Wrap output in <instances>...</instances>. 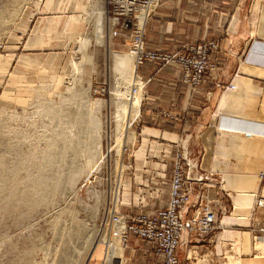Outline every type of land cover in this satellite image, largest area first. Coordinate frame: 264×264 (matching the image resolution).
I'll return each mask as SVG.
<instances>
[{"label":"rangeland","instance_id":"obj_1","mask_svg":"<svg viewBox=\"0 0 264 264\" xmlns=\"http://www.w3.org/2000/svg\"><path fill=\"white\" fill-rule=\"evenodd\" d=\"M96 1L108 2L109 12V0ZM96 1L0 0V159L5 158V165L0 167V264H89L94 253H104L103 263L107 244L96 243L103 234L112 237L119 259L124 236L123 230H117L119 224H111L113 212L133 217L148 209L146 205H134L133 191L125 190L134 178L129 164L132 159L128 155L136 141L142 102L139 105V99H133L130 94L133 77L126 79L129 87L125 89L115 79V73L111 74L110 53L126 54L132 59L129 58L131 64L136 68L139 65L130 53L127 31L113 29L106 47L98 44L92 33L99 13ZM107 23L110 24L109 20L105 23L108 30ZM123 34L122 39L125 37L129 45L126 50H118L113 41ZM83 36L89 39L80 50ZM77 58L79 65H84H81L83 71L72 69V61L78 63ZM70 80H74V84ZM67 84L74 86L73 89L69 90ZM74 88L87 100L98 102L103 122L99 148L90 138L84 137L83 130L91 129V114L87 102L74 99ZM124 90L126 95L118 93ZM35 102L62 106L67 118L60 122H66L67 131L79 129L82 132L78 135L81 141L71 143L70 164L62 177L59 176L63 181L58 182L55 167L49 166L45 170L49 182L44 187H36L30 180L27 182V175L30 177L27 167L20 166V156L13 150L14 145L22 152L29 151L32 146H45L48 139H52L53 127H58L59 120L41 115L44 105L39 110ZM120 104L135 106L132 107L134 112H127L126 108L124 117L130 121L124 132L116 131L114 121L113 112ZM49 121L52 123L46 126ZM132 132L134 137L127 140L125 137ZM87 142L89 150L85 148ZM237 175L241 174L230 175L235 186L242 183ZM8 177L12 178L9 184L13 187L6 190L3 185ZM249 179L256 186L255 192L248 197L243 195L247 200L242 205L235 201L232 214L236 220L227 222L236 230V254L226 253L228 264H264V245H261L264 204H259L264 201V181L260 183L257 174L249 175ZM222 259L225 261V256Z\"/></svg>","mask_w":264,"mask_h":264},{"label":"crops","instance_id":"obj_2","mask_svg":"<svg viewBox=\"0 0 264 264\" xmlns=\"http://www.w3.org/2000/svg\"><path fill=\"white\" fill-rule=\"evenodd\" d=\"M123 36L113 41L118 50L129 45ZM203 41L219 43L210 56L217 67L195 88L184 82L176 64L146 61L136 68L145 81V100L128 155L134 178L125 190L133 191L134 205L148 206L144 213L165 208L174 160L184 151L191 176L204 178L193 184L184 219L207 206L220 226L202 238L186 231L177 250L179 264H228L226 253L236 254V230L227 223L236 220L232 209L255 192L249 175L264 172V0H162L146 27L149 50L177 53ZM235 174H241L238 187L230 176ZM103 257L94 253L89 264H102ZM118 260L162 263L155 245L133 233L125 236Z\"/></svg>","mask_w":264,"mask_h":264},{"label":"built area","instance_id":"obj_3","mask_svg":"<svg viewBox=\"0 0 264 264\" xmlns=\"http://www.w3.org/2000/svg\"><path fill=\"white\" fill-rule=\"evenodd\" d=\"M161 2L162 0H109V23L113 24L112 29L129 33L130 53L137 65L146 61L176 64L182 70L184 82L195 88L202 83L208 71L217 67L210 56L219 49V43L203 41L189 45L177 53L148 50L145 44L146 27ZM144 89L145 81L136 73L130 94L133 99H139V105L145 100ZM190 169L186 153L179 151L174 160L169 201L165 208L151 213L141 212L133 217H125L116 211L112 214L111 224H124L123 241L128 233H133L152 242L156 255L162 258L161 264H179L177 250L186 231L202 238L217 228V214L207 206L203 210L199 207L198 214L191 219H184L183 210L190 202L193 184L204 181L203 177H192ZM259 178L264 181V172L259 174ZM105 257L102 264H107V252Z\"/></svg>","mask_w":264,"mask_h":264},{"label":"bare ground","instance_id":"obj_4","mask_svg":"<svg viewBox=\"0 0 264 264\" xmlns=\"http://www.w3.org/2000/svg\"><path fill=\"white\" fill-rule=\"evenodd\" d=\"M107 3L108 2H106L105 3V1H103L102 3H100V4H98V8H99V13H98V16H96L97 17V19H96V23H95V26L93 27L94 28V32H92V33H95V37H96V40L99 42L98 44H101V46H105L106 47V45H107V40H108V38L110 39L111 37H112V35H113V29H112V26L111 25H113L112 23H110V24H108L107 23V27H108V30H107V28H106V26H105V23L106 22H108V9H107ZM1 6V5H0ZM2 7V6H1ZM97 8V7H96ZM94 9V8H93ZM98 10V9H97ZM93 12H94V10H93ZM92 12V13H93ZM96 12V11H95ZM93 15V14H92ZM95 15V14H94ZM94 21V20H93ZM93 23V22H92ZM104 31H105V33H104ZM89 36H90V34H89ZM89 36H86V37H83L82 39H80V41H81V45H79L80 46V50H81V48L83 47V46H86L87 45V40L89 39ZM105 36V37H104ZM105 41V42H104ZM111 41V40H110ZM78 52H81L80 54H83V52L82 51H79V49L77 50ZM76 54H77V52H76ZM79 54V53H78ZM84 55V54H83ZM82 55V56H83ZM110 56H111V66H112V69H111V71L113 70V72L111 73L112 75H113V73H115L114 74V76L116 77L115 79L117 80V82L123 87V88H125V89H128V87H129V82L128 81H126V79H128L129 77L130 78H134L135 77V74H136V65L135 64H131V62H130V56L128 57L126 54H122V53H120V52H117V51H113V52H111L110 53ZM78 57H80L81 58V56H78ZM84 58V57H83ZM130 58V59H129ZM74 59V58H73ZM72 59V60H73ZM88 59H90V58H87V60ZM82 60V59H81ZM132 60V59H131ZM76 61V60H75ZM74 60L72 61V66H73V70H75V71H78V70H82L83 71V68L84 67H82V66H84V65H79L80 64V60L78 61V58H77V61H78V63H76ZM86 62V61H85ZM82 71H80V72H82ZM73 72V71H72ZM77 72H75V74H76ZM73 75H74V72H73ZM78 78V77H77ZM75 80V79H74ZM74 80H73V82H74ZM71 81V80H70ZM77 81V80H76ZM72 82V81H71ZM72 82V83H73ZM69 83V82H68ZM80 83V82H79ZM70 84V83H69ZM69 84H67V85H69ZM74 84V83H73ZM76 84V83H75ZM131 84V83H130ZM72 87H74V86H72ZM70 85H69V90H71V88H72ZM75 87H76V85H75ZM67 88V89H68ZM73 89V88H72ZM68 90V92H71V91H69ZM73 92V94H74V97H72L71 96V100L74 98V99H77V101H79V100H81V101H83V102H87V105H88V107H89V112H90V114H91V129H85V130H83L84 132L83 133H85V135L86 136H84V137H87V138H90V141L92 142H95V145L99 148V145H100V142H101V137H100V132H101V129H102V127H103V122H102V119L100 118V115H99V112H98V109H97V107L99 106L98 105V102H97V100H91V101H89V100H87V97L84 95L83 96V94H80V92H79V90L77 89V88H74V90H72ZM116 93V92H115ZM119 94H125L126 93V90H124V91H119L118 92ZM117 93V94H118ZM41 95H43V93H40ZM127 94V93H126ZM125 94V95H126ZM40 95V96H41ZM72 95V94H71ZM79 95H80V97H79ZM123 95H120V96H123ZM39 96V97H40ZM63 96V95H62ZM62 96H61V98H62ZM64 96H66V94L64 95ZM63 96V97H64ZM70 96V93H69V95H68V99L70 98L69 97ZM44 97H45V95H44ZM82 97V98H81ZM42 100H44V98L43 97H40ZM40 98L38 99V97H37V99H36V101H39L40 100ZM46 98V97H45ZM78 98H79V100H78ZM64 99V98H63ZM66 99V98H65ZM64 99V100H65ZM85 99V100H84ZM62 100V99H61ZM67 101V100H66ZM66 101H64V102H66ZM69 101V100H68ZM68 101L66 102V103H68ZM73 101H75V102H77L76 100H73ZM42 102V101H41ZM44 102V101H43ZM46 102V101H45ZM50 102V101H49ZM63 102V101H62ZM62 102H61V104H62ZM34 103V102H33ZM37 102H35V104H36ZM40 102H38L37 103V106H38V108L40 107V106H42V105H44V104H46V103H44V104H40V105H38ZM56 104V103H55ZM34 105V104H33ZM119 108L118 109H116V112H113V113H115V115H114V121H115V126H116V131L118 132V131H127V126H128V123H129V121H130V119L129 118H125L124 116H125V114H127V113H125V111H126V108H128L127 109V112H131V111H133L134 112V110H135V108L133 109L132 107H135L134 105L132 106L131 104L128 106V107H126V104H120V106H118ZM68 108V107H67ZM36 109V108H35ZM41 109H42V113H41V115H44L45 116V114H47V115H50L53 119L55 118V120L57 119V121L59 120V122H58V127L57 128H55V127H53L54 128V130H52L53 131V136H51L52 137V139L51 140H49L48 139V141H47V143H45V146H43V147H39V145H37V146H32L31 147V149L29 150V151H27V152H22V151H20V149H19V147H17V146H13V150L15 151L16 150V152L19 154V156H20V159H19V162L18 163H20V166H21V164H23V165H26L25 166V168L27 167V173H29V176L30 177H28V175H27V182L29 181V182H32L33 184H34V186H36V187H44V186H46V184L49 182L48 181V176L45 174V170L46 169H48V167L49 166H54L55 168H54V171H56V174H57V176L59 177H62V175L64 174V171H65V167L68 165V164H70V158H69V150L71 149V143L72 142H74V140H77L78 142H80L81 141V138L79 137L78 138V135L80 136L81 135V131L78 129V131H75V130H71V132L70 131H67V124H66V122H60L64 117H66V116H64V114H63V108H62V106H55V105H51L50 106V104L49 105H44V106H42L41 107ZM69 109V108H68ZM108 109V108H107ZM38 110V109H37ZM39 110H40V108H39ZM35 112H36V110H35ZM38 112V111H37ZM36 112V114H38ZM40 113V112H39ZM111 114V113H110ZM134 114V113H133ZM39 115V114H38ZM43 116V117H44ZM42 117V116H41ZM41 117H40V119H41ZM47 117V116H46ZM49 117V116H48ZM51 117H50V119H51ZM127 117H128V115H127ZM67 118V117H66ZM46 119V118H45ZM70 119V118H69ZM41 120H43V118L41 119ZM51 121V120H50ZM50 121L47 123H45L46 124V126H48V124H51L52 122H53V120H52V122L50 123ZM124 121L127 123V125H125V123H124ZM3 122V121H2ZM45 122V121H44ZM68 123H69V120H68ZM124 123V124H123ZM42 124H44L43 122H42ZM45 124H44V126L42 125V127H45ZM55 124V123H54ZM57 124V123H56ZM8 125V124H7ZM5 126V125H4ZM94 126V127H93ZM1 127V126H0ZM41 127V128H42ZM3 128V127H2ZM46 130V129H45ZM10 131V130H9ZM18 131V130H17ZM44 131V130H43ZM14 132V131H13ZM22 132V131H21ZM25 133V132H24ZM18 134V133H17ZM22 134V133H21ZM8 135H9V133H8ZM7 135V136H8ZM44 135V134H43ZM20 137V136H19ZM22 137V136H21ZM24 137V136H23ZM8 138V137H7ZM15 138V137H14ZM93 138H94V140H93ZM29 139V138H28ZM14 140V139H13ZM27 140V139H26ZM46 142V141H45ZM27 143H29V142H27ZM25 144V143H24ZM31 144V143H30ZM87 145L85 146V148L87 149V150H89L90 149V143H86ZM29 145V144H28ZM9 146V145H8ZM12 146V145H11ZM95 146V147H96ZM77 149H78V146L76 145L75 146ZM97 148V149H98ZM10 152V151H9ZM16 153V154H17ZM17 154V155H18ZM6 156V155H5ZM18 156V157H19ZM17 157V158H18ZM5 160V158H3V159H0V167H1V169L3 168V166L5 165L4 164V161ZM19 165V164H18ZM22 165V166H23ZM0 169V170H1ZM20 170V169H19ZM24 170V169H23ZM15 172V171H14ZM13 172V173H14ZM25 172V171H24ZM16 174H17V172H15ZM26 175V174H25ZM17 176V175H16ZM15 176V177H16ZM58 178V182H60V181H63L61 178ZM24 179V178H23ZM12 180V178L11 177H8L6 180H5V184L3 185V189H6V190H8V189H10V188H12L13 186L12 185H10L9 184V181H11ZM13 180H14V177H13ZM16 180V179H15ZM25 181V180H24ZM26 182V181H25ZM14 184V183H13ZM57 188H60V187H57ZM12 190V189H11ZM259 204H261V205H263L264 204V201H261V202H259ZM117 225V224H116ZM123 223H120L119 225H117L118 226V231H122L123 230ZM117 228V227H116ZM119 233V232H118ZM114 238V237H113ZM112 237H107L106 236V234L104 235H101L100 237H99V239L96 241V243L97 242H104V243H106L107 244V253H108V261H107V264H113V263H115L116 262V260L118 259V256L117 255H115L116 253H115V247L113 246V242H112ZM91 243V242H90ZM261 245H264V238H262L261 239ZM90 245V244H89ZM95 244H93V246H92V252H94V250L96 249L95 248V246H94ZM97 256V255H96ZM119 261V260H118ZM117 263V262H116Z\"/></svg>","mask_w":264,"mask_h":264}]
</instances>
